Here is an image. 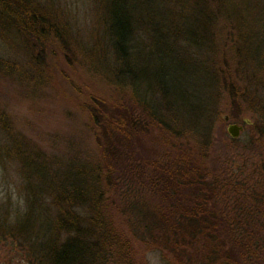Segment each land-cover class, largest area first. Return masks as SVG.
I'll list each match as a JSON object with an SVG mask.
<instances>
[{"label": "trees", "instance_id": "1", "mask_svg": "<svg viewBox=\"0 0 264 264\" xmlns=\"http://www.w3.org/2000/svg\"><path fill=\"white\" fill-rule=\"evenodd\" d=\"M76 10L91 29L84 42L37 0H0V39L22 58H0L1 82L47 85L57 53L110 92L75 95L92 139L80 155L39 149L0 97V165L19 174L25 201L18 217L0 214V264H144L150 250L172 264H264V0H80ZM174 92L188 109H175ZM223 111L252 117L241 150L258 161L245 170L208 166L207 132Z\"/></svg>", "mask_w": 264, "mask_h": 264}, {"label": "rangeland", "instance_id": "2", "mask_svg": "<svg viewBox=\"0 0 264 264\" xmlns=\"http://www.w3.org/2000/svg\"><path fill=\"white\" fill-rule=\"evenodd\" d=\"M37 1L47 6L55 16L60 17L61 15V18L69 25L70 29L66 30L77 35L82 42L91 37V29L82 28L80 23L82 14L76 10L80 0ZM74 20L77 21L76 25L73 24ZM49 56L48 61L50 64L46 65L47 67L44 66V71L50 73V81L47 82V85L43 84L34 90L26 88V92L23 93V85L14 83L10 87L7 86V83L4 84L0 81V97L5 98L8 103L11 115H13L12 121L22 136L30 140L39 149L47 154L59 153L63 155V152H69L70 155H75V153L80 155L85 147H92V139L85 130V115L78 109L79 103L75 95L80 100L79 94L96 93L107 100L110 92H107L106 87L101 86L102 84L94 85L81 69L72 70L68 68L64 61L60 60L57 53L53 57L50 54ZM0 58L16 60L20 64L22 63L21 56L1 39ZM261 72L264 77V66L261 68ZM179 93H173L180 98L179 101L175 99V109L184 111L188 109L186 108L188 106L184 102L182 93ZM223 97L224 94H221L217 103V106L222 110L228 107L229 102H231L228 97V99ZM243 105L242 103L240 104V106ZM223 112L225 113L223 115H227V111ZM250 120H252V117L248 112L237 114L230 122L228 118V123H236L242 126L238 136L235 138L236 141L231 143L229 147L225 145L229 141L228 137H230L225 129L228 123H222L221 125L216 121L210 123V129L207 132L211 138L207 157L211 161L208 163L209 167L211 165L212 168H217L216 170L224 167V169L236 172L243 166L241 164L242 161L244 162L245 170L246 166L249 165L247 158L251 155L254 156V154H251L253 149L251 151L247 148L243 151L241 150L243 146L250 143L246 126L250 124ZM65 147L69 151H64ZM250 147L252 148V146ZM262 150H264V147H262ZM257 161L258 159H255L251 165ZM23 184L19 174L14 171L13 166L8 167L6 162L0 165V214L2 216L0 217L3 220L10 221V218L18 217L24 211L22 207L25 203L24 194L22 193ZM142 258L143 260H141L144 264H172L171 260V262L162 260L159 251L156 250L144 251ZM19 264L26 263L24 261ZM179 264L184 263L180 262Z\"/></svg>", "mask_w": 264, "mask_h": 264}, {"label": "water", "instance_id": "3", "mask_svg": "<svg viewBox=\"0 0 264 264\" xmlns=\"http://www.w3.org/2000/svg\"><path fill=\"white\" fill-rule=\"evenodd\" d=\"M222 120L226 122L228 120L227 115L222 116ZM247 123V121H245ZM226 132L231 138H236L239 134V131L242 129L241 125L236 123H228L226 125Z\"/></svg>", "mask_w": 264, "mask_h": 264}, {"label": "flooded vegetation", "instance_id": "4", "mask_svg": "<svg viewBox=\"0 0 264 264\" xmlns=\"http://www.w3.org/2000/svg\"><path fill=\"white\" fill-rule=\"evenodd\" d=\"M226 123H228V120L226 121ZM242 127V126H241ZM15 263H17V262H12V263H10V264H15ZM17 264H19V263H17Z\"/></svg>", "mask_w": 264, "mask_h": 264}]
</instances>
